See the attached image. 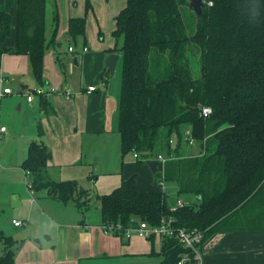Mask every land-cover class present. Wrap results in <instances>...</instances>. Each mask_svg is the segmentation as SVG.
<instances>
[{
  "label": "trees",
  "instance_id": "1",
  "mask_svg": "<svg viewBox=\"0 0 264 264\" xmlns=\"http://www.w3.org/2000/svg\"><path fill=\"white\" fill-rule=\"evenodd\" d=\"M45 3L17 0L15 47L0 46V63L4 54L27 56L39 85L47 46ZM84 27L83 18L69 19V36H84ZM9 33L10 17L0 11L1 43ZM112 37L121 53V157L136 153L141 166L154 162L155 152L172 156L163 165L162 181L199 203L170 211L164 193L138 192L132 176L96 196L102 224L126 227L136 218L158 225L171 216L176 226L205 231L203 244L219 231H264V0H204L201 19L189 0H126ZM192 55H198L197 77ZM202 107L211 109L209 117L201 116ZM186 131L199 147L194 156L186 153ZM50 156L41 141L29 144L21 167L31 189L71 202L84 215L88 191L74 180H47ZM15 243L0 231V264H14ZM162 248L161 264L180 253L175 241H163Z\"/></svg>",
  "mask_w": 264,
  "mask_h": 264
},
{
  "label": "crops",
  "instance_id": "2",
  "mask_svg": "<svg viewBox=\"0 0 264 264\" xmlns=\"http://www.w3.org/2000/svg\"><path fill=\"white\" fill-rule=\"evenodd\" d=\"M45 2L44 36L47 46L43 56L42 85L33 78L27 56L4 54L0 63V77L6 80L0 83V125L6 128L0 139V231L16 242L12 247L14 264H161L164 261L161 240H158L156 249L154 244L148 247L137 240L129 245L130 240L101 231L100 212L99 215L91 212L82 215L71 202L62 204L48 196L46 190L31 195L27 188L29 180L21 165L33 141H41L50 151L46 179L53 182L74 180L88 191L90 199L92 194L86 182L94 184V187L96 184L90 156H97L95 161L100 162L99 155L91 149L95 141L91 136L102 137L110 128V132L118 135L120 150L117 131L120 86L116 97L111 92L109 80L118 69L121 53L111 37L112 25L105 26L98 18L97 30L101 31L102 37L100 35L97 39V36L87 35L85 39L74 40L75 49L72 52L68 48L73 46L68 45L62 76L57 63L60 53L55 49L56 39L58 35L60 38L68 35V20L79 15L72 12L71 5L65 0L66 13L61 24L58 19L57 35L51 41L53 22L51 17L47 21V0ZM56 6L57 10L58 0ZM0 11L10 17L9 36L3 43L0 42V46L14 48L17 0H0ZM59 30L61 33H58ZM82 48L87 50L83 52ZM110 54L118 55L113 73L105 67V58ZM89 86L95 90L88 93ZM36 87L55 88L57 92L45 98L34 97L32 102H27V94ZM4 89H9L11 93L2 95ZM15 108L20 113H16ZM38 121L41 135L38 134ZM114 140L116 142V138ZM156 163L155 171H152L149 165L138 166L132 159L124 161L120 152L119 177L110 178L111 188L134 176L138 192L164 193L169 208H174L178 200L184 205H198L199 199L192 195H183L175 203L170 199L169 203L171 194L164 189L163 168ZM105 169L108 167L104 163L100 170ZM173 184L177 193V186ZM96 192L97 195L104 194L98 193L101 190ZM15 195L18 201L13 208L11 197ZM12 221L22 224L16 227ZM130 225L134 228L136 221ZM121 238L128 243L123 244ZM203 257L204 264H264V231L212 233L204 241Z\"/></svg>",
  "mask_w": 264,
  "mask_h": 264
},
{
  "label": "rangeland",
  "instance_id": "3",
  "mask_svg": "<svg viewBox=\"0 0 264 264\" xmlns=\"http://www.w3.org/2000/svg\"><path fill=\"white\" fill-rule=\"evenodd\" d=\"M58 1H59V6H58L59 11H58V9L56 10V7H57L56 6V0H52V3H51V0H47L46 17H47V21H50V17H51V21L53 22V39L54 40H55V37L57 35L56 28L58 25V19H59L60 24H61V21L63 20V17H64V13H66V11L64 9L65 0H58ZM119 1H121L120 4H118ZM68 2L71 5L72 12L78 13V15H79V16L71 17V18H83L85 20V27H84V36H78L75 39H73L69 36V34L66 35L64 38H60V36L58 35V37L56 39L57 43L55 44V49L60 53V54H58V58H59L58 60L59 61H57V63L59 64V66L61 68L62 76H63V71H64V65H60V63H63L66 59L65 54H68L67 53L68 45L73 46V48H74V46H75L74 40L85 39V38H87V35L90 37H95V38L97 36V39L100 38V35L102 37L103 35L100 34L101 31L97 30L98 25H97L96 20H98V18L102 21L103 25L108 26V27H110L112 25V28L114 29V18L118 15V13L125 6L126 0H68ZM122 5H124V6H122ZM120 7H122V8H120ZM116 11H119V12L117 13ZM115 13H117V14H115ZM50 26H51V23H50ZM58 33H61V31L59 30ZM111 37H112V32H111ZM112 40L115 43V48L117 45V49H118L119 42H116L114 39H112ZM77 45L79 46V43H77ZM190 64L192 67L193 76L197 77V75H198V55H192L191 56ZM120 77H121V60L118 62V69H117L115 75L111 76L110 77L111 79L109 80L110 85H111V87H110L111 92H114L116 97L118 95L117 93H119L118 91H119V86H120ZM107 80H108V78H107ZM15 112L20 113L19 111L16 110V108H15ZM37 125H38L37 126L38 130L40 129L41 134H42V129L40 127L39 121H38ZM117 136L118 135L114 134V132L113 133L110 132V128H108V130H106V133L102 137L97 138V136H91L92 141L95 140L94 143L91 144V149L96 151V153L99 155L100 162L97 163V161H95V159H97V156H92V155L90 156L89 162L91 164H93V171H94L93 173L95 174L94 178L96 177V180L94 179V182L96 184L94 187V184L86 182L87 188L90 191V193L92 194V197H91L90 203H89V208H88V211L86 213L91 212L94 215L95 214L99 215L98 212H100V211H99V203L96 199V196H97L96 191L101 190L102 192H98V193L107 194V193H110L113 189H115V188H111L110 180H112V179H110V178H114V176L119 177L118 173H119L120 150H119V147L117 144V138H118ZM115 138H116V142H115V140L113 141V139H115ZM96 139H98V140H96ZM193 148H196L197 150L199 148L195 142L189 147L187 155L194 156V155L198 154V151L196 149H195L196 150L195 151ZM157 153L158 152H155L154 156H156ZM115 158H116V161H115ZM123 158H124V161L125 160L131 161V159H132L133 161L136 162V160H134L132 158V154H128ZM104 163L108 167V169L100 170L101 166ZM102 173H104V174L110 173L111 175H102ZM163 185H164V189L171 194L169 197V203H170V199L172 200V202L175 203L177 198L182 199L184 197L183 195H177L176 191H174L175 186L173 183H171V182L165 183L164 182ZM118 186H116V187H118ZM96 188H97V190H96ZM70 206H72V205L70 204ZM135 221H136V225H137L139 220L135 218ZM117 237H120V236H117ZM118 240L120 241V238ZM136 240L138 242H142L143 244L147 245L148 247H151L152 246L151 244H154L155 249H156V247L159 246V241H158L159 239L146 240V239H141L138 237H132L130 239L129 245L135 244L134 242ZM127 241L125 239L121 238V242L123 244L126 245L128 243ZM1 253H2V247L0 246V254Z\"/></svg>",
  "mask_w": 264,
  "mask_h": 264
},
{
  "label": "built area",
  "instance_id": "4",
  "mask_svg": "<svg viewBox=\"0 0 264 264\" xmlns=\"http://www.w3.org/2000/svg\"><path fill=\"white\" fill-rule=\"evenodd\" d=\"M86 50V48H82L83 52H85ZM68 51L72 52L73 47H69ZM4 81L6 80L0 77V83ZM94 90L95 88L92 86H89L87 88L88 93ZM56 92L57 90L55 88L36 87L27 94L26 100L27 102H32L34 97L45 98ZM10 93L11 91L9 89H4L2 95ZM68 95L69 94L66 92V96ZM211 113L212 111L209 107L201 108L200 114L203 118L209 117ZM5 130L6 128L0 125V139L2 138V135ZM184 140L187 142L188 146H191L194 143V140L189 131L185 132ZM170 144L174 145V140H170ZM132 157L134 160H136L138 158V155L136 153H133ZM172 158V156L165 157L162 154H158L156 155L155 160L163 168L165 162ZM25 174L28 178V173L25 172ZM160 185L162 187V183ZM27 188L30 191V194L33 195L34 192L30 187V181H27ZM183 206L184 203L181 200H178L176 202V206L174 208H170V211H174L175 209ZM175 223V219L171 216H168L163 217L158 225H150L146 221L139 220V222L134 228H132L130 224L126 227H123L120 223H116L102 224L100 229L105 234L113 236H122L126 240H130L132 237H138L146 240L159 239L162 242L175 241L180 247V253L175 260L168 261L164 264H204L203 236L205 231L199 230L197 228L187 229L184 227H179L176 226ZM12 224L17 227L20 226L22 223L19 221H12Z\"/></svg>",
  "mask_w": 264,
  "mask_h": 264
},
{
  "label": "water",
  "instance_id": "5",
  "mask_svg": "<svg viewBox=\"0 0 264 264\" xmlns=\"http://www.w3.org/2000/svg\"><path fill=\"white\" fill-rule=\"evenodd\" d=\"M189 8L196 14L198 19H201L202 9L204 8V0H189ZM32 33H33V30L31 29L29 31L30 36L32 35ZM117 60H118V55L110 54L106 56L105 67L109 70L110 73H113ZM156 166H157L156 162H151L149 164V168L152 171H155ZM17 201H18V197L16 195L12 196L11 197V207L13 208L16 207ZM18 205H19V202H18Z\"/></svg>",
  "mask_w": 264,
  "mask_h": 264
}]
</instances>
